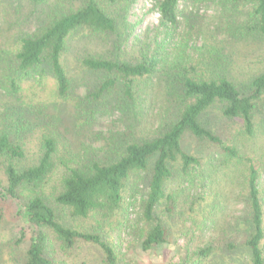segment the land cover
Here are the masks:
<instances>
[{
	"label": "rangeland",
	"instance_id": "rangeland-1",
	"mask_svg": "<svg viewBox=\"0 0 264 264\" xmlns=\"http://www.w3.org/2000/svg\"><path fill=\"white\" fill-rule=\"evenodd\" d=\"M80 2L71 0L66 8L71 4L78 7ZM99 2L115 19L116 29L110 33L84 31L70 38L65 66L71 90L60 96L50 74L23 78L14 60L18 35L34 29L41 6L50 10L54 0H13V4L0 0V136L6 134L25 151L20 159L0 154V182L8 183L6 167L10 163L17 169L35 163L43 138L53 136L57 142L55 167L43 192L54 205L69 164L111 155L113 137L150 139L176 120L182 105L175 106L167 96L175 77L216 73L242 86L264 72V36L248 23L252 3L179 0L178 22L170 24L162 19L158 0ZM214 54L219 56L216 72L210 71L213 60L208 61ZM86 57L133 64L149 59L155 63V71L136 81L132 102L119 92L121 84L94 101L89 93L108 74L84 66ZM12 80L19 84L17 91L10 85ZM223 108L222 102H216L205 111L203 121L238 156L229 157L220 146L186 135L184 145L204 157L203 169L194 171L193 183L177 171L167 187L174 194L173 211H167L166 201L157 209L169 229L167 243L150 250L142 247L140 213L147 188L141 178L132 183L134 193L128 194L124 209L114 219L81 220L59 210L62 221L102 233L115 248L118 264H251L244 247L249 232L241 222L249 214L245 176L251 164L260 170L258 184L264 205V101L256 112L252 135L243 131L240 120L224 117ZM23 226L17 203L0 201V264L23 262L30 244L29 234L17 243ZM52 252L57 264H103L101 250L87 243L68 253L56 244Z\"/></svg>",
	"mask_w": 264,
	"mask_h": 264
},
{
	"label": "trees",
	"instance_id": "trees-1",
	"mask_svg": "<svg viewBox=\"0 0 264 264\" xmlns=\"http://www.w3.org/2000/svg\"><path fill=\"white\" fill-rule=\"evenodd\" d=\"M13 4V0H5ZM40 1V0H32ZM71 0H54L50 10L43 5L40 14L34 18L35 28L21 32L16 40L18 45L14 60L19 75L23 78L50 74L56 83L58 95L66 96L71 82L65 66V55L69 40L79 32H114L116 21L100 5L99 0H81L78 7ZM117 2L119 0H108ZM162 19L170 24L178 22L179 0H158ZM233 3H252L248 23L255 32L264 36V0H230ZM51 7V6H50ZM29 24L32 21L27 18ZM216 54L208 57L210 71L216 72ZM219 61V60H218ZM84 66L95 72H106L99 87L88 95L94 101L111 93L121 84V93L128 101L136 98V81L153 75L155 63L143 60L138 63L113 61L104 58L86 57ZM167 96L169 102L180 106L176 120L156 137L138 141L113 137L109 148L111 155L86 159L65 167L62 189L53 198L55 205L44 194L54 167L57 142L53 136H45L41 152L35 163L17 169L7 165L8 183L0 182V201L15 202L24 222L21 244L30 235V244L21 264H57L52 249L57 244L61 250L70 252L87 243L97 246L103 256V264H118L115 248L99 231H83L66 225L61 212H69L81 220L95 219L97 222L114 219L126 204L129 193H134L132 183L141 178L147 193L143 197L140 222L143 224L142 247L150 250L169 241V229L157 213L158 207L166 201L168 212L173 211L174 194L167 187L178 171L186 181L192 182L194 171L203 169L204 157L189 152L184 140L191 135L200 140L220 146L229 157H237L238 151L226 144L222 137L204 123V113L216 102H222L223 116L240 120L243 131L252 135L255 131V115L264 101V72L256 75L245 85H237L227 76L209 74L194 77L184 73L175 77ZM13 91L19 84L12 80ZM0 154L11 159L25 156L21 145L14 144L3 134L0 136ZM249 214L241 223L248 230L244 247L249 253L251 264H264V205L259 188L260 170L251 164L246 172ZM137 185V183H136ZM28 193V194H26Z\"/></svg>",
	"mask_w": 264,
	"mask_h": 264
}]
</instances>
